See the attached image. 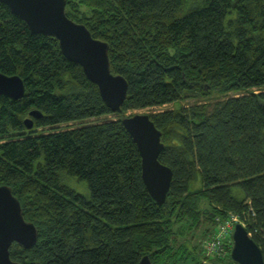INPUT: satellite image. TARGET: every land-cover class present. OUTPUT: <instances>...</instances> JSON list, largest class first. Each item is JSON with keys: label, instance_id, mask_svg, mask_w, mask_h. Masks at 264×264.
Masks as SVG:
<instances>
[{"label": "trees", "instance_id": "1", "mask_svg": "<svg viewBox=\"0 0 264 264\" xmlns=\"http://www.w3.org/2000/svg\"><path fill=\"white\" fill-rule=\"evenodd\" d=\"M65 12L108 44L111 72L127 82L124 113L176 104L149 114L172 180L159 206L120 115L56 38L32 33L0 2V72L25 88L0 95V185L37 230L35 245L14 243L11 258L202 264L200 239L234 215L264 259V0H66ZM214 93L226 96L201 102Z\"/></svg>", "mask_w": 264, "mask_h": 264}, {"label": "water", "instance_id": "2", "mask_svg": "<svg viewBox=\"0 0 264 264\" xmlns=\"http://www.w3.org/2000/svg\"><path fill=\"white\" fill-rule=\"evenodd\" d=\"M21 18L32 33L56 38L61 53L77 63L83 73L94 83L104 103L120 115L121 123L132 137L141 158V176L153 200L163 205L172 180L171 169L158 159L163 149L161 132L147 113H124L122 105L127 94V82L110 69L108 44L92 37L88 28L66 15V0H0ZM24 83L18 75L0 72V95L11 99L24 94ZM30 117L40 118L37 110ZM31 129L33 121H24ZM230 259L236 264H264L260 247L252 239L244 224L236 222L231 234ZM37 230L32 222L24 219L19 200L7 185H0V264H22L10 256L14 243L25 249L35 245ZM138 264H153L148 255Z\"/></svg>", "mask_w": 264, "mask_h": 264}, {"label": "rangeland", "instance_id": "3", "mask_svg": "<svg viewBox=\"0 0 264 264\" xmlns=\"http://www.w3.org/2000/svg\"><path fill=\"white\" fill-rule=\"evenodd\" d=\"M225 96L221 95V94H218V93H214L210 97H208L207 99H205V98L202 99L201 102H213V101L219 99L220 97L224 98ZM194 102H195L194 99H187L185 101H181L180 104L184 105V106H189V105L193 104ZM175 106H176V104H167V105H163L161 107L145 108V109L135 110V111H131V112L129 111L128 114H133V113H147V114H151V113H155V112H158V111L169 109V108H172V107H175ZM99 120H103V118H101ZM91 121H95V120H91ZM64 182H65V184H67L69 187L73 188L78 193L83 194V195H88V189H87V186H86V184L84 182H80L77 179H75L73 177H68V176H67V178L65 179ZM211 233L212 232L207 233L205 235V237L200 239V241H202V243L201 242L200 243H201V250H203V252H204V248H205L206 242H207V240L209 238V235ZM229 254H230L229 251L227 253H223L222 257L224 256L225 259H223V261L221 263H219V264H232V263H229L228 259H226L227 255H229ZM216 258H219V257L212 256V255H209V254L206 255L204 253L203 254V259H202V264H216L217 263Z\"/></svg>", "mask_w": 264, "mask_h": 264}, {"label": "built area", "instance_id": "4", "mask_svg": "<svg viewBox=\"0 0 264 264\" xmlns=\"http://www.w3.org/2000/svg\"><path fill=\"white\" fill-rule=\"evenodd\" d=\"M217 222L206 242L204 253L206 255L222 257L223 253L228 252V247L232 244L231 234L234 224L239 221L234 215H228L222 220L218 219ZM232 264L235 263L233 262Z\"/></svg>", "mask_w": 264, "mask_h": 264}]
</instances>
